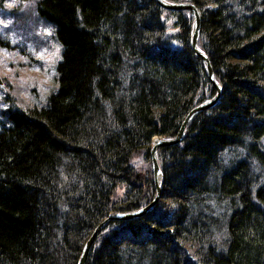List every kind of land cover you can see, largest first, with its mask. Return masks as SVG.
I'll list each match as a JSON object with an SVG mask.
<instances>
[{"label": "trees", "instance_id": "trees-1", "mask_svg": "<svg viewBox=\"0 0 264 264\" xmlns=\"http://www.w3.org/2000/svg\"><path fill=\"white\" fill-rule=\"evenodd\" d=\"M165 1L199 10L197 47L221 95L180 142L157 148L153 209L109 221L85 264H264V0ZM33 5L61 48L57 87L43 105L6 109L0 264H77L108 215L153 199L152 143L175 137L215 90L190 48V10L156 0Z\"/></svg>", "mask_w": 264, "mask_h": 264}, {"label": "rangeland", "instance_id": "rangeland-1", "mask_svg": "<svg viewBox=\"0 0 264 264\" xmlns=\"http://www.w3.org/2000/svg\"><path fill=\"white\" fill-rule=\"evenodd\" d=\"M173 21L165 19L169 28ZM60 49L53 27L36 15L33 0L0 1V77L5 85L0 87V128L8 123L6 109L15 100L29 106L46 103L57 87Z\"/></svg>", "mask_w": 264, "mask_h": 264}, {"label": "water", "instance_id": "water-1", "mask_svg": "<svg viewBox=\"0 0 264 264\" xmlns=\"http://www.w3.org/2000/svg\"><path fill=\"white\" fill-rule=\"evenodd\" d=\"M157 4L168 10H190L193 15V25H192V35L189 41L190 48L191 50L197 55L199 58H201L204 62V69L205 73L207 76L208 81L211 83L213 89L215 90L214 96L208 100L205 101L194 108H192L183 121L181 122L179 129L173 138H158L155 139L154 142L152 143L150 147V159H151V164H152V171H153V176H154V185H155V195L153 199L145 206L134 210V211H129V212H117L108 215L101 223H99L94 230L92 231L91 235L87 239V241L84 244V247L81 251L80 257L78 259L77 264H85L86 258L88 251L93 244L98 232L111 220H129V219H135L143 214H145L148 211H151L153 207L156 205L158 202L160 195H161V186H160V174H161V169L157 160V155H156V150L160 146H170L173 144H176L182 140V138L185 135V129L187 126V123L189 120L199 113L202 110L208 109L212 107L220 98L221 95V86L219 83L215 80L213 70L211 63L209 59L207 58L206 54L203 53L198 47H197V39L200 31V14L199 10L195 5L189 2H182V3H171L167 2L165 0H156ZM167 32L169 34H178L179 33V28L176 29H168ZM4 82L2 78L0 77V87L4 88Z\"/></svg>", "mask_w": 264, "mask_h": 264}]
</instances>
